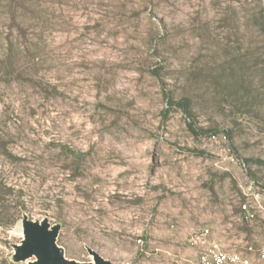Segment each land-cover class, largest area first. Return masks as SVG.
Listing matches in <instances>:
<instances>
[{
	"label": "rangeland",
	"instance_id": "obj_1",
	"mask_svg": "<svg viewBox=\"0 0 264 264\" xmlns=\"http://www.w3.org/2000/svg\"><path fill=\"white\" fill-rule=\"evenodd\" d=\"M261 7L0 0V264H28L24 215L82 262L197 264L202 227L259 249L241 202L264 183Z\"/></svg>",
	"mask_w": 264,
	"mask_h": 264
},
{
	"label": "built area",
	"instance_id": "obj_2",
	"mask_svg": "<svg viewBox=\"0 0 264 264\" xmlns=\"http://www.w3.org/2000/svg\"><path fill=\"white\" fill-rule=\"evenodd\" d=\"M243 194L242 218L251 222L260 213L264 218V183L253 180L249 186V192ZM137 241L141 245L144 244L142 237H139ZM189 242L199 250L198 264H264V242L257 250L252 245L241 250H234L214 236L210 227L193 231Z\"/></svg>",
	"mask_w": 264,
	"mask_h": 264
},
{
	"label": "water",
	"instance_id": "obj_3",
	"mask_svg": "<svg viewBox=\"0 0 264 264\" xmlns=\"http://www.w3.org/2000/svg\"><path fill=\"white\" fill-rule=\"evenodd\" d=\"M22 224L24 238L15 245L16 261H28V264H114L91 248L89 252L94 256L93 261L67 258L64 248L57 242L61 226L52 224L48 218L33 220L24 215Z\"/></svg>",
	"mask_w": 264,
	"mask_h": 264
},
{
	"label": "trees",
	"instance_id": "obj_4",
	"mask_svg": "<svg viewBox=\"0 0 264 264\" xmlns=\"http://www.w3.org/2000/svg\"><path fill=\"white\" fill-rule=\"evenodd\" d=\"M257 25H259L260 29L264 32V9L261 7L259 12V20L257 21ZM169 100L172 101V98L167 95ZM172 104V103H171ZM174 104H177L180 106L184 111L185 114L191 117L192 111H191V100L188 97H181L174 101ZM190 127L198 133L197 127H195L192 123H190Z\"/></svg>",
	"mask_w": 264,
	"mask_h": 264
},
{
	"label": "crops",
	"instance_id": "obj_5",
	"mask_svg": "<svg viewBox=\"0 0 264 264\" xmlns=\"http://www.w3.org/2000/svg\"><path fill=\"white\" fill-rule=\"evenodd\" d=\"M198 259H199V255H198ZM197 264H198V261H197Z\"/></svg>",
	"mask_w": 264,
	"mask_h": 264
}]
</instances>
